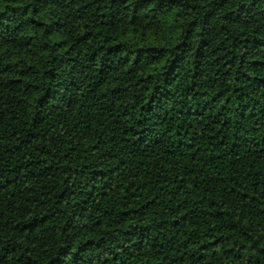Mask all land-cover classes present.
Listing matches in <instances>:
<instances>
[{"label":"trees","instance_id":"obj_1","mask_svg":"<svg viewBox=\"0 0 264 264\" xmlns=\"http://www.w3.org/2000/svg\"><path fill=\"white\" fill-rule=\"evenodd\" d=\"M0 264H264V0H0Z\"/></svg>","mask_w":264,"mask_h":264}]
</instances>
